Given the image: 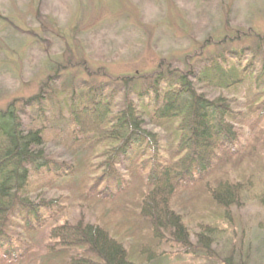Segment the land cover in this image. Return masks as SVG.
Masks as SVG:
<instances>
[{
    "label": "trees",
    "instance_id": "trees-1",
    "mask_svg": "<svg viewBox=\"0 0 264 264\" xmlns=\"http://www.w3.org/2000/svg\"><path fill=\"white\" fill-rule=\"evenodd\" d=\"M55 78L41 89L47 90L0 110V264L37 257L32 247L40 233L53 241L40 264H135L121 241L130 237H139L138 248H149L137 255L149 262L165 242L164 233L190 246L184 243L189 232L174 211H185L178 200L195 188L203 185L210 203L227 211L251 192L253 179H260L264 200L259 161L264 154V37L203 56L184 70L159 66L150 76L106 84L72 81L50 89ZM118 94L124 101L119 110ZM48 142L65 145L76 159H54ZM92 155L101 157V165L91 164ZM244 156L255 158L254 168L231 177L229 168ZM58 184L91 204L113 201L140 186L139 212L123 221L124 232L115 236L100 223L57 225L65 208L55 210V200L36 192ZM17 220L28 242L10 235ZM205 237L197 236L199 244Z\"/></svg>",
    "mask_w": 264,
    "mask_h": 264
},
{
    "label": "rangeland",
    "instance_id": "rangeland-1",
    "mask_svg": "<svg viewBox=\"0 0 264 264\" xmlns=\"http://www.w3.org/2000/svg\"><path fill=\"white\" fill-rule=\"evenodd\" d=\"M258 37H264V0H0V110L47 90L41 89L54 76L50 89L67 87L72 81L106 84L119 77L150 76L159 66L184 70L203 56L252 45ZM116 96L119 110L123 96ZM260 128L264 129V120ZM46 150L59 162L76 159V153L73 158L65 145L48 142ZM244 157L229 168L231 177L254 168L255 158ZM89 161L95 167L102 163L101 157L93 155ZM259 161L264 165V154ZM260 181L253 179L251 192L227 211L210 203L203 185L195 188L189 197L178 200L185 211L179 213L177 207L174 211L189 232L184 243L190 246L184 248L164 233L158 253L149 262H141L137 255L149 248L137 247L139 237L121 238L129 259L135 264H264ZM141 191L135 186L99 204L88 203L64 184L36 193L55 200L59 206L55 210L65 208L57 225L82 220L100 223L115 236L124 232L121 223L139 212L136 202L141 200ZM21 226L17 220L10 235L24 241ZM199 234L206 236L203 245ZM34 237L32 251L37 257L11 264L42 262L50 240L42 233ZM142 248L146 249L140 254Z\"/></svg>",
    "mask_w": 264,
    "mask_h": 264
}]
</instances>
